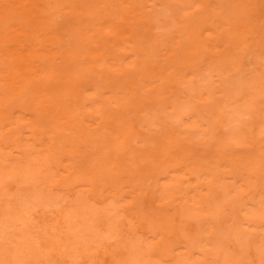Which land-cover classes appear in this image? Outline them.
Listing matches in <instances>:
<instances>
[{
  "label": "rangeland",
  "instance_id": "1",
  "mask_svg": "<svg viewBox=\"0 0 264 264\" xmlns=\"http://www.w3.org/2000/svg\"><path fill=\"white\" fill-rule=\"evenodd\" d=\"M0 264H264V0H0Z\"/></svg>",
  "mask_w": 264,
  "mask_h": 264
},
{
  "label": "bare ground",
  "instance_id": "2",
  "mask_svg": "<svg viewBox=\"0 0 264 264\" xmlns=\"http://www.w3.org/2000/svg\"><path fill=\"white\" fill-rule=\"evenodd\" d=\"M80 9H82V8H80Z\"/></svg>",
  "mask_w": 264,
  "mask_h": 264
}]
</instances>
